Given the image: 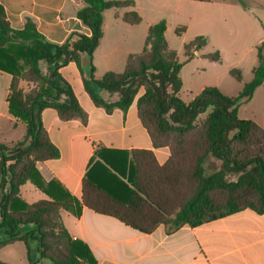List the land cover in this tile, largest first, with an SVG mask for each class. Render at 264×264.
Returning <instances> with one entry per match:
<instances>
[{
    "label": "trees",
    "instance_id": "trees-1",
    "mask_svg": "<svg viewBox=\"0 0 264 264\" xmlns=\"http://www.w3.org/2000/svg\"><path fill=\"white\" fill-rule=\"evenodd\" d=\"M82 1L84 7L77 17L91 35L73 33L63 44L48 41L32 19H27L22 30L13 29L0 3V70L13 77L10 114L26 127L24 141L15 146L0 142V248L15 241L25 243L30 264L39 263L33 258V244L38 245L40 261L98 264L89 246L72 238L61 217V211L80 217L84 206L141 233H151L161 225L194 228L246 209L263 215L264 127L238 115L240 105L248 102L264 81L263 48H259L254 78L238 96H226L210 86L186 104L180 97L184 63L169 47L165 20L150 27L143 51L128 57L122 73L107 72L98 82L119 94L115 100H104L89 91L95 104L108 113L115 108L128 110L136 100L139 119L153 147L168 148L169 159L160 164L154 151L147 149L100 148L83 178L82 201L59 180H45L37 163L57 159L61 153L37 114L54 107L63 120L87 121L60 69L73 61L79 64L84 55L88 60L87 85L96 84L93 57L104 35V12L135 7L133 0ZM238 2L247 8L245 0ZM123 20L136 25L142 17L132 10ZM185 31L181 26L176 33L180 36ZM208 42L206 36H198L186 43V62L199 57ZM201 56L213 63L221 60L218 50ZM42 62L47 66L45 72ZM231 74L241 80L239 71ZM24 82L35 84L32 91L24 90ZM208 109L207 116L199 120ZM210 157L218 161L219 168L207 175L204 164ZM27 182L49 199L27 203L20 195Z\"/></svg>",
    "mask_w": 264,
    "mask_h": 264
},
{
    "label": "crops",
    "instance_id": "crops-1",
    "mask_svg": "<svg viewBox=\"0 0 264 264\" xmlns=\"http://www.w3.org/2000/svg\"><path fill=\"white\" fill-rule=\"evenodd\" d=\"M133 1L134 8H111L114 11V22H125L123 16L132 10H136L143 20L141 8L150 6V2L147 1L145 4L143 0ZM163 1L174 3L178 14H182L184 6H190L194 10L201 9L204 13L208 12L201 18L206 22V31L199 32L198 36L208 38V44L214 46L211 52L215 50L220 52L219 63L223 60L222 56L227 54L236 56L234 64L237 68H232L230 73L233 70L239 71L241 80L233 78L242 82L241 89L233 85H230L227 91L219 86L215 87L226 96H238L244 85L254 78V70L259 65L260 47L263 48L264 54L262 1L259 0L254 6L251 0H245L248 6L244 8L238 0H230L231 4H223L217 9L213 6H200L209 4L210 1L208 3L195 0ZM0 3L5 9L10 26L15 30H22L27 19H32L39 33L55 44L65 43L73 33L91 35L90 29L77 17V12L84 7L82 0H0ZM105 12L103 38L109 25ZM248 38L251 40L247 45L244 40ZM106 57L105 74L113 71L111 69L113 58ZM87 64V58L82 55L79 64L73 61L60 69L64 80L70 84L79 104L87 114V121L84 122L81 118L63 120L54 107L45 108L37 114L51 141L61 153L57 159L38 162L37 168L45 180H59L80 201L83 195V178L90 168L96 151L100 148L128 152L134 149L152 150L160 164H164L170 157L168 148L153 147L150 136L139 119L137 106L134 114L132 106L128 110L115 108L108 113L104 107L95 104L89 91L94 88L87 85L89 79ZM68 68L72 70L71 74L77 81L78 87L91 99L92 108L87 109L81 103L76 87L64 74L65 69ZM12 81V75L0 70V142L9 146L24 141L26 136L25 125L9 111L8 96ZM238 115L241 119L251 120L264 127V81L255 90L253 97L240 105ZM30 183L24 184L20 191L21 197L27 203L33 204L49 199ZM61 217L72 238L87 244L98 264H264V214L259 215L249 209L194 228L185 225L179 229H170L169 226L161 225L151 233H141L114 217L99 214L85 206L80 217H75L69 211H61ZM17 243L23 242L10 243L0 248V252ZM23 245L24 254L20 256L19 264H30L28 248L25 243ZM35 245L33 258L39 261L38 264H51L48 260H39L38 245ZM0 262L12 264L10 259H2L1 256Z\"/></svg>",
    "mask_w": 264,
    "mask_h": 264
},
{
    "label": "rangeland",
    "instance_id": "rangeland-1",
    "mask_svg": "<svg viewBox=\"0 0 264 264\" xmlns=\"http://www.w3.org/2000/svg\"><path fill=\"white\" fill-rule=\"evenodd\" d=\"M147 1L150 2V6H144V8H141L143 20L137 25H129L123 21L114 22V11L110 9L105 12L107 14L109 25L105 30V36L101 45L94 53L95 62H93L96 67L95 83L97 85H90L94 88L92 91H94L97 97L105 100H112L119 96L118 93H114L109 89L100 86L98 83L105 74L106 56H112L113 58V62L111 63V69L113 71H123L127 57L130 54H138L143 51L149 26L161 20H165L167 23L166 39L169 43V47L178 53L180 61L184 63L181 71L183 88L180 94L184 103H190L207 86H219L224 91H227L230 85L241 89L242 82H238L230 73L232 68H237L235 66L236 64H234L236 63V56H231V54L222 56L223 60L221 63H213L202 57L186 62L184 46L186 43L194 40L199 35V32L206 31V22L201 20V18L208 12L204 13L201 9L194 10L190 6H184L182 14H178L175 11L174 3L163 0H143L145 4H147ZM251 1L254 6L256 5V2L259 3V0ZM261 1L264 6V0ZM223 4H231V2L230 0H210L209 4L200 6H213V8L217 9V7ZM181 26H185L186 31L179 36L177 35L176 30ZM239 31L240 30H238V32ZM250 40L251 38H248L245 39L244 42H247L248 45L250 44ZM213 47L214 46L209 43L208 46L200 52V56L211 52ZM41 67L43 72H45L47 66L44 62L41 63ZM71 71L72 70L70 68L65 69L64 74L71 79L73 85L76 87L81 103L87 109L92 108L93 105L91 103V99H89L86 93L78 87L77 81L73 78ZM23 86L24 90L29 92L32 91L35 84L24 82ZM143 91L144 90L142 89L138 97L143 93ZM132 108L134 114V110L136 109V100L133 103ZM209 112L210 109L201 114L199 116V120H203ZM132 123H134V120ZM204 166L205 173L207 175L214 173L219 168L218 161L212 157L206 159ZM34 245L35 244L32 245L33 254H35ZM22 254H24L23 243H17L15 246L6 247L0 252L2 259H10V263L12 264H19V258Z\"/></svg>",
    "mask_w": 264,
    "mask_h": 264
},
{
    "label": "water",
    "instance_id": "water-1",
    "mask_svg": "<svg viewBox=\"0 0 264 264\" xmlns=\"http://www.w3.org/2000/svg\"><path fill=\"white\" fill-rule=\"evenodd\" d=\"M87 62H88V60H87ZM17 150H18V151H21V150H22V147H19Z\"/></svg>",
    "mask_w": 264,
    "mask_h": 264
}]
</instances>
